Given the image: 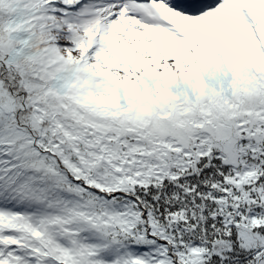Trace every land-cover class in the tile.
I'll return each mask as SVG.
<instances>
[{
	"label": "snow or ice",
	"instance_id": "6c2138e0",
	"mask_svg": "<svg viewBox=\"0 0 264 264\" xmlns=\"http://www.w3.org/2000/svg\"><path fill=\"white\" fill-rule=\"evenodd\" d=\"M0 264H264V0H0Z\"/></svg>",
	"mask_w": 264,
	"mask_h": 264
}]
</instances>
